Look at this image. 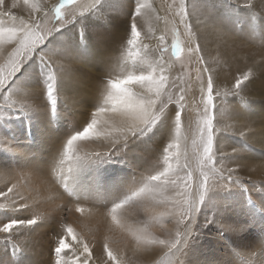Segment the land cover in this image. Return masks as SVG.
Wrapping results in <instances>:
<instances>
[{"label": "rangeland", "instance_id": "374dc122", "mask_svg": "<svg viewBox=\"0 0 264 264\" xmlns=\"http://www.w3.org/2000/svg\"><path fill=\"white\" fill-rule=\"evenodd\" d=\"M233 1L237 0H226L225 8L224 2H222L220 7L222 9L224 8V14L220 18L213 16L214 11L210 9V18L213 16V20L220 19L223 25L218 27L211 26L208 35L205 37L198 35L200 41H206L209 43L208 47L205 45L204 49L208 53L211 52L210 54L212 55V59H207L206 57L202 60L201 55H198L197 51L194 50L195 46H193L194 42L192 40L193 34L185 27L178 10L179 4L182 6L187 5L188 10L189 3L195 5L192 0H136L137 4L144 5L141 10V15L136 18L137 23L141 22L142 24L141 28H139L141 31L140 40L143 44L146 43V40L143 39V30L147 23L155 26L157 31L161 26L165 38V44H161L159 48H167V51L163 54V59L166 61L163 60V62H157L155 55L156 49L155 47L151 48V46L147 49L136 48L135 50H131L135 62L128 66L131 70L140 68L145 71H152L154 69L157 74H159L161 68H163L164 75L168 78L167 85L164 89V95L165 98L169 96L172 97V100L166 105L167 113H172V110L176 107L174 101L180 95L181 88L183 89V94L185 96L184 103L186 107L182 117L183 126L180 130L179 142L181 153H184L185 150L187 151V160H185V157L182 154L179 159L173 156L167 163H165L164 149L169 143H172L176 139V129L173 124L170 131H168L166 125H159L149 134L148 137L141 141L131 143L128 149L118 156L100 162H93L95 170L92 174L94 179H90L92 185H94V183L97 185H104L107 183L108 185L114 181L116 182V186L120 187L121 184L117 183L119 182L118 178L121 176L117 174L119 168L125 169L121 177L122 180L132 177L133 180L139 181L141 175L147 177L148 174H155L156 171L163 170L168 164H171L174 172L170 173V175L176 178L177 186L174 190L164 192L162 196L157 194V196H161H159L160 198H157L159 199V203L161 199H164V203L159 206H156L158 203L157 199L153 201L151 207H145V205L142 204V206L141 203H138L137 201H132L134 206H136L135 210H138L141 216H134L136 222L133 224V227H137L138 230L136 228H130L135 231L137 230L136 234L140 239L144 237L147 238V234L150 235L151 239H156L155 241H146L145 245L139 252L131 251L129 248L123 252L118 251L120 246H114L113 243L109 242L102 244L98 242L94 236L84 234L81 231L79 232L73 227L77 238L86 241L92 250V261H90L89 264H93V262L94 264H116L115 261L108 259L105 245H107V248L118 257L120 264H130V262L131 264H175L179 253L168 255L167 244H161L160 241H170L171 239L167 237L168 232L170 233L168 229L173 231V234L175 235L177 227H172L173 224L170 222L172 217H161L160 213L164 212L166 208L170 209L176 200L181 199V197L177 195V192L183 191L184 189L186 173L190 172L194 181H197L199 178L203 157L201 154L203 152V147L200 142L199 130L203 127V121L205 118L202 114L205 113L204 111H201V109H198L194 103L201 96V87L206 84L209 72H211L214 83L213 95L218 88L223 87L222 92L226 93L223 101L230 103H241L249 92L261 91L264 88V51L257 50L260 45L264 44V21L262 20L264 17V0H240L239 3ZM105 2L108 3V0H105ZM87 3L90 5H87ZM134 3L135 0H110V6L108 7L111 14L119 20V25L126 20V17L130 18L131 12L134 11ZM58 4L59 0L55 2L54 5ZM98 4L97 0H77L76 4L66 6L62 9V12L64 13L63 20H57L54 11H49L47 17L41 19L38 31L41 35L45 36L46 40H48L45 45V50L49 52L50 49L53 50L54 45L56 44L74 46L86 50L87 53L89 50L93 49L96 56H101L104 52H107L109 55L104 60V68L106 69L102 73H107L109 79L106 81L109 82L111 79L109 73H116L109 71L107 68L110 66L113 67L114 62L118 61V65L123 67L128 66L124 63V57L117 53V45H115V42H121V39L117 35V32L113 31H118V29L121 30V28H110L108 27L109 25L105 24V26H103L104 28L102 27L103 29L99 27L101 12L96 6ZM155 4L159 8L162 7L168 17H163L162 19ZM208 8L209 7L206 6L202 9L204 11H201L200 14L203 15L206 13ZM176 10L178 11L176 12ZM234 10H237L238 16L236 26L233 19ZM81 12L84 13L83 18L88 20L87 28L83 29V36H86V38L81 36L80 30H75L72 31V33L62 36L65 31L70 30L72 27V23L70 22L77 19ZM108 16L110 17V14ZM128 19L127 22H129ZM197 20H199V22L203 21L201 17L193 18V21L197 22ZM61 24L65 25V27L52 35L55 33L54 29L60 28ZM209 25L210 23L207 22V30ZM197 28L200 27L198 26ZM125 31L126 38L129 39L130 29ZM234 31L235 33H233ZM102 32H106L109 35L103 36L100 34ZM234 34L238 37L240 36L238 43L233 42L231 39ZM177 38H179L182 45V51L179 56L175 55L173 51V44ZM153 39L154 37L151 38V40ZM94 42L95 44H93ZM6 49V53L0 55V61H2L1 65H4L5 67L12 58L11 46H6ZM213 50L214 54H212ZM102 62L103 61L99 60L97 62V67L100 68L99 64ZM28 63L17 72L14 81L9 85V91H0V164L10 167L12 173L15 175L19 172V169L22 168L27 157L18 154L17 147L21 146V142L16 138L3 144L4 133L16 137L14 133L16 126H36L40 130L45 126H48L42 121L41 117L35 115L40 110H27V114H24L19 108V96L22 95L24 91L26 92L31 89L27 86L25 87L23 83L19 84L21 81H26L27 85L35 86L31 90L35 92L36 99L34 102H26L28 107H35L37 109V107L41 105L43 106L48 100L47 95L45 96L46 93H44L46 92V84L43 83V75L41 74L39 63L35 58ZM240 63L243 64L242 76L248 75V79L241 85L242 91L240 95L232 96L231 92L235 91L233 87L235 83L231 81V71L226 64L238 65ZM113 70L115 69L112 68V71ZM82 80L83 82L87 81L85 77H83ZM227 80L232 86L229 87V89H225V87L228 86L223 84ZM137 88L138 86H133L134 91ZM92 90L93 88L90 85L84 84L82 88H80L79 93L73 96V98L78 97L76 100L78 102L77 105L69 110H67L69 104L66 105L65 109L64 106L60 104L57 105L58 114L54 116L56 119L53 120L52 124L59 128L67 127L68 132L74 131L75 129H81L86 125L91 118L90 113L95 112L96 110L95 106L103 103L107 98V95H105L104 92L98 95L97 91L96 93H93L94 90ZM54 95L57 96V93H54ZM261 99L264 98L261 97ZM14 101L17 103L9 108L8 105L13 104ZM59 101L58 96L57 103ZM68 103L72 104L74 101L70 100ZM45 106L48 107V104H45ZM254 107L258 112H261L264 108V102L262 100L258 101L254 104ZM42 108L45 107L43 106ZM44 112L50 113V108H47L46 111L40 112L39 115H44ZM61 116L67 118V120H64L63 125H59L58 121ZM107 118L108 117L106 116H102L101 120ZM216 120L220 121L218 117H216ZM220 126L221 123H216L214 121V129H217ZM223 131L224 130L218 131L220 132L217 133L219 136H215L219 148L222 149L223 152L230 154L233 153V149H238L239 152L236 153V155L239 156V160L236 162L224 161L222 165L219 156H217L215 167L217 169L222 166L225 168L232 167L236 169L233 173V181L235 183L226 182L231 186L218 188L209 193L204 206L201 208V213L197 217L199 224L198 232L193 238V242L186 250L187 254L184 257V264H187L189 260L193 259L196 252L203 253L205 248L207 254L204 256L206 258L210 256H219L221 259L218 257V260H222V255L225 253L227 256L222 260L224 264H236L244 257H247L248 259L250 258L249 255L254 254L256 249H259L260 247H262V252L260 254L264 256V126L255 131L252 136L253 140L246 141L234 139L230 133H226V131H224L225 133H222ZM34 132L35 130L31 127L25 128L24 136L27 138L31 137ZM193 140L196 141L195 147H193L192 144ZM87 145L91 149H96V152L103 153L109 150V144L106 141H88ZM169 151L174 152L175 150L170 149ZM186 163L187 168H185ZM225 175L227 176V172H225ZM143 182L146 181H142L138 185H132L133 187L142 186ZM12 184L13 181L10 182L8 177H0V192L4 193V195H0V226H3V224L8 222L9 219H13V215L16 213H18L17 218H28L26 217L27 214L21 207L24 204V199H28L31 202L32 207L35 205L29 199V195L17 190L18 186L14 187L12 192L8 194V188L12 187ZM127 191L128 190L125 187L123 195ZM21 197H23V199H21ZM71 199L72 197L68 198V203L74 204L71 202ZM108 200L109 205H111L113 200L105 197L96 201L95 206L98 208H107L106 210H108L109 208L107 204L104 206ZM68 203L66 204V209L68 208L67 206H69ZM67 211L68 210L62 211L64 216H67ZM131 214L133 215V212ZM151 216H156L160 225L158 223H155L154 225V223H152L153 217ZM39 221L41 220L39 219ZM162 221L165 223H162ZM27 228L29 227L14 228L12 233L17 234V230L19 232L18 234H22ZM166 230V236H158ZM139 231H141V233ZM156 232L158 235H156ZM52 233L57 234L56 236L58 237H62L65 234L62 230V225L59 226L57 232L54 229L46 232L47 240H49L48 248L46 250L42 248L40 251L42 254L47 253L48 255L46 258L48 259L50 258L52 249L56 247L53 240L55 237L52 236ZM29 238L30 236L15 235L12 237L8 234L0 233V264H6V262L10 260H13V264H22L12 256V253H14L15 250L16 253L14 254H17L19 248L24 249L23 242H39ZM69 242H71L70 238ZM7 244L8 247L6 246ZM220 245L221 249H218ZM146 250H149L151 254L148 256L144 255ZM33 252L34 250L32 253ZM66 253L69 258L67 264H73L71 252L65 250V254ZM9 256L12 258L6 259ZM53 257H55L54 253ZM61 258H55V263L60 261ZM63 259L64 258H62V260ZM62 260L61 264H65ZM234 260L236 262H234ZM261 262L264 264L263 259ZM55 263L53 262L51 264ZM41 264L47 263L41 261Z\"/></svg>", "mask_w": 264, "mask_h": 264}, {"label": "snow or ice", "instance_id": "6c2138e0", "mask_svg": "<svg viewBox=\"0 0 264 264\" xmlns=\"http://www.w3.org/2000/svg\"><path fill=\"white\" fill-rule=\"evenodd\" d=\"M100 0H97L99 3ZM25 4L31 6L32 12L39 13L40 16L33 17L30 12L27 20L20 18L17 22V17L10 11L0 12V55L6 53V46H11V59L7 66L0 65V91H9V85L14 80L17 72L24 67L29 61L35 60L39 63L41 74L43 75V83L46 84V95L50 102V113L56 116L57 112V98L54 93L57 92L56 81L57 75L60 79L61 90H64L63 82L69 72L72 70V65L69 58L64 55H58L55 52L45 50V45L48 42L44 35L38 31L41 17H47L49 11H54L57 20L64 19L62 9L66 6L74 5L77 0H59L58 5L47 6L40 3V0H24ZM4 4V0H0V6ZM15 3L13 7H15ZM143 4L134 3V11L131 12L129 20L130 38L127 43L130 49L135 50L137 47H147L140 40L141 31L137 25V17L141 15ZM193 12H199L193 8ZM181 15L187 30L191 33L193 31V23L189 19L190 13L187 10V5L181 7ZM84 13H80L83 18ZM7 17V20L4 18ZM70 23L74 24L75 21ZM197 20V27L199 26ZM65 25L61 24L60 28L54 29L59 32ZM151 32V29L149 30ZM81 36L83 37V29H81ZM164 36L159 37L161 44L164 43ZM196 51L200 50L199 43L196 44ZM167 48H159V60L163 62V54ZM174 54L179 56L182 51V45L177 38L173 44ZM26 53V55H25ZM203 59V57H201ZM207 70V69H206ZM248 79V75L237 78L234 84L235 91L231 92L232 96L240 95L242 89L241 85ZM167 76L164 75L163 68L159 74L153 69L152 71H145L144 69L136 68L129 71L127 74L109 80L110 91L107 93L106 100L95 106V112L90 113V120L81 129H75L71 132L69 138L63 148L62 157L59 164L64 163V158L72 160L74 158V145L77 141H100L109 144V150L106 152H94L90 155L86 154L84 157H75V167L71 165L68 168V174H61L59 182L68 187V181L71 180L73 192L77 198L87 197L81 196L77 190L78 178L84 166L93 162H100L111 159L125 152L131 143L141 141L148 137L159 125H166L168 131L171 130L173 124L176 129V139L167 145L164 149L165 163L175 156L177 159L183 154L187 160V151L181 153L180 150V130L183 126V114L185 111V96L183 89L180 90V95L175 99L176 107L172 113L166 112V105L172 97L165 98L164 89L167 85ZM133 86H138L134 91ZM214 83L211 72L207 77V82L200 89L202 97L206 96V103L204 106L205 119L203 127L199 130L200 142L203 147V157L201 163V171L197 181H194L190 172L186 173L184 180L183 191L177 192L181 199L176 200L170 209L160 213L161 217H172L176 224L177 230L175 235L170 241L161 240V244H167V254L177 255L175 264H184V257L186 250L193 242V238L198 232L197 217L201 213V208L204 206L209 193L218 188H225L231 186L229 183L233 181V173L236 169L232 167H215L216 157L219 156L221 164L224 161L236 162L238 161V149H233V153H225L218 146V141L214 135V121L216 120V113L219 111L221 115L224 114V101L222 93L216 95L221 96V105L218 106L215 102L213 95ZM19 108L24 114L27 110L36 111L35 107H28L26 102L35 101L36 95L33 90L24 92L19 96ZM17 102L8 105L9 108L13 107ZM174 115V120H173ZM233 114V111L229 113ZM102 116L108 117L101 120ZM193 147L196 146V141H192ZM215 148V150H214ZM174 149L175 151H169ZM53 171L55 172L57 165L53 164ZM187 168V163L185 164ZM174 169L171 164L163 170L156 171L155 174H148L147 177L141 175L139 181L134 180V185L143 182L142 186L129 187L128 191L123 195V198H118L112 201V206L109 212L113 221L119 223L117 213L126 204L132 201H137L141 204H151L157 198V194H162L169 190H174L177 186V180L174 176L170 175ZM227 172V176L225 175ZM178 175V173H177ZM16 185L8 188V192H12ZM194 189V190H193ZM0 195L4 193L0 192ZM23 199V197H21ZM160 203L164 201L161 199ZM22 208H27L28 205H22ZM19 210V209H17ZM77 211L83 212L84 209L77 205ZM210 222V221H209ZM35 219H9L8 222L0 226V233H5L11 236L14 228L35 225ZM69 238L71 242H69ZM65 250L71 252L73 264H89L92 261V250L86 241L80 240L74 233V229L69 225L66 230V235L62 236L55 248V253L59 256L65 253ZM108 259L120 264L117 256H115L110 249L105 245ZM67 264V262H65ZM94 264V262H93ZM248 264H251L248 261Z\"/></svg>", "mask_w": 264, "mask_h": 264}, {"label": "bare ground", "instance_id": "6f19581e", "mask_svg": "<svg viewBox=\"0 0 264 264\" xmlns=\"http://www.w3.org/2000/svg\"><path fill=\"white\" fill-rule=\"evenodd\" d=\"M57 1L58 0H40V3L50 7L54 5L55 2ZM225 1L226 0H215V1L192 0V2L195 5H191L190 3L188 4V12L190 13L189 19L193 23V31H192V34H193L192 40L194 42L193 46H196V44L199 43L200 50L197 51V53L198 55L200 54L201 57H203V59L206 57L207 59H212V55L210 54L211 52L208 49L207 50L210 53L206 52L204 49L205 45L206 47H208L209 43L206 41H200L198 39V35L205 37L208 35L209 28L211 26L218 27V26L223 25L220 19L213 20L212 17L216 16L220 18L223 16L224 14L223 10L225 8ZM222 2H224L223 9L220 7L222 5ZM233 2L239 3L240 0L233 1ZM14 3L16 5L15 7H13ZM88 4L89 3H87V5ZM96 6L101 12V15L99 18L100 28H102L105 25H109L108 27L110 28L112 27L121 28V30L118 29V31L116 30L113 31V32H117V35L121 39V42H115V45H117L116 46L117 53L120 54L122 57H124L125 65L127 66L132 65L135 62V60L131 54L132 49H130L127 43L128 38H126V31H125V30L130 29L129 22H127V19L129 17H126L125 18L126 20L121 25H119V20H117L111 14V11L108 7L110 6V0H108V3H106L105 0H100L99 4ZM206 6L209 7L207 12L201 15L200 14L201 11H204L202 9H204ZM181 7L182 5L179 4L178 10L180 12V15H181ZM193 8H195L199 12H193ZM156 9L158 13L161 14L162 19L163 17L164 18L168 17V15L165 14V12L163 11L162 7L159 8L158 6H156ZM210 9L214 11V15L211 18H210V12H209ZM178 10H176V12ZM3 11H10L13 15H15L18 18L17 22H19L20 18L27 20L30 12L32 13L33 17L40 16L39 13L32 12L31 6L29 4H25L24 0H4V4L0 6V12H3ZM233 12H234L233 19L235 21V26H236L237 20H238L237 10H234ZM109 14H110V17L108 16ZM194 17L202 18L203 21L199 23L200 28H197V22L193 21ZM42 18L43 17H41V19ZM4 19L7 20V17H5ZM181 19L183 21L182 15H181ZM262 20L264 21V17L262 18ZM74 21L75 23L72 24V27L70 28V30L65 31L62 34V36L72 33V31H75V30L81 31V29L87 28L86 26L88 25V20H86V18L80 19V16H79ZM207 22L210 23V25L208 26V30L206 27ZM137 25H138V28H141L142 24L141 22H138ZM150 29H151V32H149ZM56 33L57 32L53 33L52 35ZM233 33H235V31ZM100 34H102L103 36L109 35L106 32H102ZM161 35H163L161 26H160V29L157 31L155 29V26L147 23L145 26V29L143 30V39L146 40V43L144 45H147V47H137V48L147 49L151 46H152L151 48L155 47L156 61L161 62L158 58L159 57V47L161 46L159 37ZM83 37L86 38V36H83ZM152 37H154L153 40H151ZM231 39L233 40V42L238 43L240 40V36L238 37L236 34H234ZM93 44H95V42ZM163 44H165V39H164ZM171 45H170V48H171ZM257 50L264 51V44L260 45L257 48ZM115 51H116V48H115ZM50 52H55L58 55L67 56L69 58V62L72 65L71 72L67 74L63 82L64 90H61L60 79H59V76L57 75V81H56L57 96L56 98L59 96V100H60L57 103V105L60 104L64 106V109H65L66 105L69 104L67 106V110H69L72 107H75V105H77L78 103L76 101L78 97L73 98V96L79 93L80 88H82L84 84L90 85L94 90L93 93H96L97 91L98 95L103 92L105 95H107L108 91H110L109 82L106 81L107 79H109L108 75L107 73H102L106 69L104 68V60L109 55L107 52H104V54L101 56H96L94 54L93 49L89 50V52L87 53L86 50L84 49L76 48L74 46H67L63 44L54 45L53 50L50 49ZM212 54H214V50ZM99 60L103 61L101 64H99L100 68L97 67V64H98L97 62ZM199 60H200V57H199ZM1 64H2V61H0V65ZM226 65L229 67L231 71V81L235 83L236 79L243 75V72H242L243 64L240 63L238 65H232V64H226ZM112 68H114L115 70L112 71ZM107 69L111 72L116 73V74L109 73L111 79L119 78L127 74L129 71H131L129 66L123 67V66L118 65V61L114 62L113 67L110 66ZM83 77L87 79L86 82H83L82 80ZM22 83L24 84L25 87L27 86L28 88H31V89L35 87V86L27 85L26 81H23V82L21 81L19 84H22ZM223 84L225 86H228V87H225V89H229V87H232L230 83L228 82V80L224 82ZM222 89L223 87H220L214 93L215 102L218 106L221 105L222 98L221 96H218L216 94L217 93L224 94L223 98L226 96V93H223ZM261 97L264 98V88L261 91L258 90L255 92H249L245 96L244 101L241 103H230V102L224 101V105H223L225 108L224 114L221 115L219 111L216 113V117H218V119L221 121V126L217 129H214L213 132L215 136L218 137L219 135H217V133H220L218 131L224 130L226 131V133H230L234 137V139H240L243 141L253 140L252 136L254 135L255 131L258 128L264 126V108L262 109L261 112H258L254 107V104L256 102L261 101V100L264 102V99H261ZM70 100H73L74 103L72 104L68 103V101ZM205 103H206V96L205 97L200 96L195 101L194 104L198 107V109H201V111H203ZM45 104H48V107L45 106ZM45 104L43 105L45 108H42L43 107L42 105L37 107V110H40V111H38L37 114L35 115L38 117H41L42 121L48 126L43 127L41 130L36 126H16V129L14 131L16 137H12L7 133H4V136H3V144H5L7 141H10L11 139L13 140L14 138H16L19 142H21V146L17 147L18 154L25 155L27 159L25 160V162L22 165V168L19 169V172L16 175L12 173L10 167L0 164V177H8L10 182L13 181L12 185H16L19 187V188L17 187V190H20L24 192V194L30 196L29 199L35 205H33L32 207L31 202L28 199H24L23 205L26 204L28 205V207L25 209L23 208V210L27 214L26 215V217H28L27 219H35L37 221L35 225H32L29 228H27L22 234H18L19 232L16 230L17 234H12L11 236L12 237H14L15 235L30 236L29 239H34L35 241H39L38 243H35L33 241L27 242V243L23 242L22 244L24 245V249L19 248L17 251V254H14L16 253L14 250V253H12V256L16 258L17 260H19L20 263L22 264H41V261H44L47 264H51L53 262L55 263L54 259L57 257L64 258L63 260L61 258L62 262L64 263L68 262L69 258L67 256V253L66 254L61 253L59 256L56 255L55 253L56 247L52 249L51 254H50V258L52 260L50 258L49 259L46 258L48 255L47 253L42 254L40 251L42 248L44 250L48 248L49 240H47L46 232L49 230L52 231L53 229L57 232V229H59V226L61 225H62V230L65 233L64 235H66L67 227L71 225L72 228L74 227V229L75 230L77 229L79 232L81 231L84 234L94 236L95 239L102 244H104L105 242H109V243H113L114 246H117V247L120 246V248H118V251H121V252L127 250L128 248L131 251L139 252L140 249L145 245L146 241L148 240L155 241L156 239H151L149 234H147L148 236L147 238L144 237L142 239H140L137 236L136 231L138 229L137 227H133V224L136 222L135 217H139L141 216V214H139L138 210H135L136 206H134L133 202H129L122 209L118 211L117 219L119 220V223L113 221L111 218V215H109V212L112 206V203L111 205H109V200L107 201V203L104 204V206H106L107 204L109 208L108 210H106L107 208L106 209L103 207L98 208L95 206L96 201H99L105 197L110 198V200H113V201L118 198H123L124 188L126 187V189L128 190L129 187H133L132 184H134L133 183L134 180L132 179V177H128L123 180L121 179L125 171L124 168H119L117 171V174L121 175L118 178L119 182H117L121 184V186L118 187L116 186V182L114 181H112L108 185L107 183L104 185H100V184L97 185L94 182H93L94 185H92L90 182V179L92 180L94 179V177H92V174L94 173V170H95V167L93 166L94 163H89L86 166H84L78 178L77 190L81 196L87 197V199H84V198L78 199L76 194L74 193L70 194L73 192L71 180L68 181L67 188H65L64 185L59 182V178L62 173L68 174V168L70 165L72 167H75V163H76L75 157H84L86 154L90 155L96 152V149H91L87 145L88 141H77L74 145V154H73L74 158L72 160H68L67 158H64V163L59 164V160L62 157L64 145L72 131L68 132L67 127L66 128L65 127H60V128L55 127L52 124V122L56 118L52 116L51 113L49 112H44L45 113L44 115H39L40 112L46 111L47 108H50L49 107L50 102L48 100L46 101ZM231 111H233V114L235 115V117L232 115H229ZM202 115L205 118V114H202ZM65 119L67 120V118H64L63 116H61L58 119L59 125H63ZM29 127L35 130V132L33 133L31 137L27 138L26 136H24V132H25V128H29ZM224 131L222 133H225ZM201 154L203 156V152ZM53 164L57 165L55 172L53 171V167H52ZM159 196H157V198ZM69 197H72L71 202L74 204L68 203ZM11 199H15V198H11ZM157 200H158V203L156 204V206H159L161 203H159V199ZM67 203L69 204V206H67L68 208L66 209L65 207ZM77 205L82 207L84 211L83 212L77 211ZM143 205H145V207H151L153 205V202L151 204H143ZM64 210H68L66 214L67 216H64V214L62 213V211ZM132 212H133V215L131 214ZM17 214L18 213L13 215L14 218H17ZM151 217H153L152 223H154V225L155 223H158L159 220L157 221L156 216H151ZM39 219L41 221H39ZM170 222L173 224L172 227L174 226L178 227L173 218L170 220ZM162 223H165V222L162 221ZM130 227L136 228L137 230L135 231L131 229ZM149 227H153V226H149ZM168 231H170V233L168 232L167 237L172 239L174 235L173 231H171L170 229H168ZM139 232L141 233V231ZM166 232L167 230L163 232L164 234L160 233L159 235L156 232V235L163 237V236H166L165 235ZM52 234H53L52 236L55 237V239L53 240L57 246L58 241L61 237L56 236L57 234L55 233H52ZM6 246L8 247V244ZM218 249H221V245L220 247H218ZM33 250L34 252L32 253ZM205 250L206 248L204 249L203 253L196 252L195 257L189 260L187 264H224L222 260L226 258L227 256L225 255V253L224 255H222L223 257L222 260H218L219 256L218 257L210 256L206 258L204 256L207 254ZM261 252H262V247H260L259 249H256L254 254L249 255L250 258L247 259V257H244L242 260L238 261L236 264H248V261H250L251 264H262L261 261L263 259V263H264V256L260 254ZM53 253L55 254V257H53ZM150 254L151 252L149 250H146L144 255L148 256ZM10 258L12 257L9 256L6 259H10ZM61 260L57 261L55 264H61ZM234 262L236 261L234 260ZM6 264H13V260L7 261Z\"/></svg>", "mask_w": 264, "mask_h": 264}]
</instances>
